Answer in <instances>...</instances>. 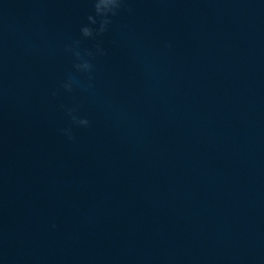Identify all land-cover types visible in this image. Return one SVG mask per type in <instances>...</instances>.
<instances>
[{"label": "water", "instance_id": "95a60500", "mask_svg": "<svg viewBox=\"0 0 264 264\" xmlns=\"http://www.w3.org/2000/svg\"><path fill=\"white\" fill-rule=\"evenodd\" d=\"M127 4L54 97L90 0H0V261L264 264V0Z\"/></svg>", "mask_w": 264, "mask_h": 264}, {"label": "clouds", "instance_id": "9594fccd", "mask_svg": "<svg viewBox=\"0 0 264 264\" xmlns=\"http://www.w3.org/2000/svg\"><path fill=\"white\" fill-rule=\"evenodd\" d=\"M90 3L92 11L79 22L77 37L70 39L64 47V52L72 59L71 71L52 92L54 97L60 92L71 94L79 89L87 93L94 88L95 61L107 55L104 37L111 31L114 19L122 11L132 12L127 0H90ZM62 111L67 126L60 132L68 142L75 140L74 130L90 128V119L78 107L62 106ZM0 264L3 262L0 261Z\"/></svg>", "mask_w": 264, "mask_h": 264}]
</instances>
